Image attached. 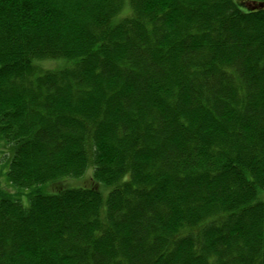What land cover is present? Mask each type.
Here are the masks:
<instances>
[{"label": "trees", "instance_id": "obj_1", "mask_svg": "<svg viewBox=\"0 0 264 264\" xmlns=\"http://www.w3.org/2000/svg\"><path fill=\"white\" fill-rule=\"evenodd\" d=\"M4 154L0 264H264V0H0Z\"/></svg>", "mask_w": 264, "mask_h": 264}, {"label": "rangeland", "instance_id": "obj_2", "mask_svg": "<svg viewBox=\"0 0 264 264\" xmlns=\"http://www.w3.org/2000/svg\"><path fill=\"white\" fill-rule=\"evenodd\" d=\"M129 12H131V8L129 6V4H126V6L124 7V10H123V14H129ZM43 68L47 69V68H50L52 66V63H48L47 61H43L41 62L40 64ZM9 149V146H7L6 148L4 149ZM0 160H2L0 162V166L2 168H0V189L2 191H7L8 193H11V194H14V195H20L22 196V200L24 202V204L27 203V199H26V192L32 190V188H28V187H20L18 185L20 184H16L14 182H11L8 178V164L6 166H2L7 160H8V156L4 154V156L2 158H0ZM91 171L92 169L89 168L86 173L82 176V177H70V178H67L65 181L67 183H69V186H72V187H75V186H83V184H86L87 182L89 183L90 182V177H91ZM47 187L48 190H45L46 192H50V190H54V185H50V182H47L45 187ZM33 187L35 188L36 186L33 185ZM41 188L42 185H41ZM19 191H22L23 193L21 194ZM106 195V193H105ZM264 199V197H263Z\"/></svg>", "mask_w": 264, "mask_h": 264}]
</instances>
